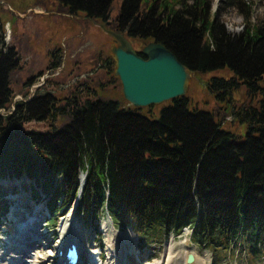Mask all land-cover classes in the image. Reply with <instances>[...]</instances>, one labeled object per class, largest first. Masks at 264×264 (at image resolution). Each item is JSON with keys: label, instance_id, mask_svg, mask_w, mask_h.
I'll list each match as a JSON object with an SVG mask.
<instances>
[{"label": "trees", "instance_id": "1", "mask_svg": "<svg viewBox=\"0 0 264 264\" xmlns=\"http://www.w3.org/2000/svg\"><path fill=\"white\" fill-rule=\"evenodd\" d=\"M115 0H59L72 16L108 24ZM146 9H142L144 2ZM237 9L244 30L231 33L222 15ZM114 31L165 45L193 73L229 68L234 76L211 78L207 88L220 102L233 103L247 88L248 101L233 103L231 116L248 127L244 141L221 128L213 114L191 110L179 98L159 118L120 101L36 95L17 102L11 74L19 53L0 26V180H26L31 199L43 203L55 225L59 214L77 211L87 220L107 213L116 226L139 237L182 235L214 252L245 246L251 258L264 256V27L253 22L252 2L221 0H123ZM58 60V56L55 55ZM111 60V62H109ZM111 79L115 60L109 56ZM60 62L53 63L56 69ZM121 85V84H120ZM125 103L127 101L123 100ZM5 112V113H4ZM67 122L41 132L32 121ZM82 174L86 182L82 194ZM16 189L0 187V224Z\"/></svg>", "mask_w": 264, "mask_h": 264}, {"label": "rangeland", "instance_id": "2", "mask_svg": "<svg viewBox=\"0 0 264 264\" xmlns=\"http://www.w3.org/2000/svg\"><path fill=\"white\" fill-rule=\"evenodd\" d=\"M210 1L213 3L214 10L221 4V0ZM248 1L252 2L253 22L264 27V0ZM122 2L123 0L113 2L110 23L105 24L90 20L83 14L70 15L61 6L59 0H0V26L5 27L7 44L14 47L20 57L19 68L11 74V87L15 95L12 109L17 102L29 100L35 95L47 92L54 94L61 104H64L66 98L75 95L81 97L82 100H85L89 95L95 99L92 93H96L98 98L120 101L122 106L127 108L129 104L123 101L121 85L111 79L109 74L111 65L106 63L107 58L112 56L111 48L116 44V41L102 28L104 26L106 30L114 31L112 23L120 13ZM146 7L147 2L145 1L142 9L144 10ZM221 19L231 33L242 32L246 25L243 16L237 9L227 10ZM128 41L135 50L140 49L138 40L128 39ZM55 55L58 56V60ZM56 60L60 62V66L55 70H50L49 67ZM233 76L234 73L229 68L193 73L186 98L189 100L191 110L196 109L213 114L214 120L220 124L223 130L233 133L239 141H244L247 137L248 127L235 121L231 112L233 103L240 105L248 101L247 88L242 86L235 90L232 96L233 103H228L218 101L206 84L211 78L229 79ZM261 84L264 85V82ZM173 102L169 101L161 105L142 108L138 113L156 119L159 118L163 108L173 105ZM66 122L67 118H61L54 123L51 120L48 122L32 121L25 123L24 129L47 132L52 130L51 125L61 128ZM17 184L21 185L18 186L21 188L19 190L21 192L15 195L13 200H16L17 203L21 201L27 209L22 208L19 204L14 205L10 214L2 220L0 224V261L11 244L10 237L14 229L13 226L19 224L15 223L17 220L20 221V213H16L17 211H22L26 215V219L21 221L23 222L22 226L35 216L40 220L42 227H45L42 229L43 231L40 229L39 232H36L41 244L45 243L41 233L47 235L55 233L57 246L62 242L61 224L63 220L70 214H74L78 225L75 229L77 234L90 236V253L94 256H98L100 252L104 253L103 261L97 257L99 264L110 260L108 245L110 230H107L106 224L108 229L112 226L120 231L131 229L126 226H116L107 213L96 215L87 221L77 211V206L59 214L55 225H53L50 222L52 216L47 212L45 205L32 201L29 191L26 190L27 194L22 192L24 184L30 187L28 181L0 180V187H5V189H12ZM36 211H39L37 215H35ZM132 232L138 238L136 254L142 259L144 258V261L139 258L138 264H155L158 260L163 259L166 245L171 238H174L178 243L176 253L181 256L195 254L199 260L206 259L207 264H264V256L251 258L246 247L242 245L221 249L218 252L200 246L192 241V230L190 229H186L179 236L171 234L149 238L139 237L133 230ZM121 241V253L123 258H126L125 263L132 264V254L125 257V254L130 251V244L124 239ZM182 241H185L184 247L180 244ZM16 244L22 245L21 247L29 253L13 252L9 260L17 259L21 264H32L37 249H29V244L25 241ZM98 245H100L99 248H96ZM48 252L55 257V262L52 264H59L58 249ZM88 263L84 261L82 264ZM4 264L6 263L4 262Z\"/></svg>", "mask_w": 264, "mask_h": 264}, {"label": "water", "instance_id": "3", "mask_svg": "<svg viewBox=\"0 0 264 264\" xmlns=\"http://www.w3.org/2000/svg\"><path fill=\"white\" fill-rule=\"evenodd\" d=\"M102 28L116 41L111 48L114 76L120 81L122 97L130 106L146 108L186 97L193 72L165 45L150 42L142 49L144 58L124 34ZM81 181L80 195L86 182L85 174ZM194 261V255L190 254L187 262L193 264Z\"/></svg>", "mask_w": 264, "mask_h": 264}, {"label": "bare ground", "instance_id": "4", "mask_svg": "<svg viewBox=\"0 0 264 264\" xmlns=\"http://www.w3.org/2000/svg\"><path fill=\"white\" fill-rule=\"evenodd\" d=\"M39 211L35 213V215L38 214ZM16 213L19 214L20 221H15L17 226H13L12 235L10 237V246L8 247L7 251L2 255V259L0 261V264H21L20 260H9L10 257H12L13 252L17 253H23L25 254V251L21 246L17 245V242L25 241L29 244L30 248H36L37 253L36 257L33 259L32 264H52L55 262V257H53L48 251L49 250H57L58 247H68L71 244L75 243L78 244L81 249V262H89L92 264H99V258H102L104 253L98 254V256H94V254L90 253L89 249L91 248L90 244V236L89 235H79L75 231V229L78 227L74 214H70L68 217H66L62 224V242L60 245L57 246L56 244V234L51 233L50 235L47 234H40L42 238L45 240L44 244H41L39 241V237L36 235V232H39L40 229H44L45 227H42L40 220L35 216L33 219L29 220L28 223L22 226L21 221H24L26 219V215L22 211H17ZM21 223V224H20ZM107 230H110V235H108V245H109V256L110 260L106 263L102 264H126V258H123L121 253V245L122 241L121 239H124L126 242L130 244V251H128L125 254V257L128 254H132V264H138V259L140 258L141 261H144V258L142 259L139 255L136 254L137 252V246H138V238L137 236L132 232L131 229L129 231H120L117 230L114 226L108 229V225L105 226ZM43 231V230H42ZM185 241L180 242L182 247H184ZM177 242L174 238H171L165 249V256L163 259L158 260L155 264H189L187 262L188 256L190 254H187L186 256H181L179 253H176V246ZM100 245H98L96 248H99ZM59 252V251H58ZM29 253V252H27ZM134 255V256H133ZM195 257V261L193 263H199V264H207L206 259L199 260L195 254H192ZM131 257V256H130ZM176 258V259H175ZM79 263V264H82Z\"/></svg>", "mask_w": 264, "mask_h": 264}, {"label": "flooded vegetation", "instance_id": "5", "mask_svg": "<svg viewBox=\"0 0 264 264\" xmlns=\"http://www.w3.org/2000/svg\"><path fill=\"white\" fill-rule=\"evenodd\" d=\"M55 62H58L57 60L56 61H54V62H52V64H51V66L49 67L50 68V70H55L54 68H52V66H53V63H55ZM57 69V68H56ZM36 96V95H35ZM35 96H33L31 99H29V100H23V101H21V102H26V101H30V100H32ZM56 97V96H55ZM73 97H77V95H75V96H73ZM66 99H68V98H66ZM67 101L65 100V102H64V104L66 103ZM63 104V105H64Z\"/></svg>", "mask_w": 264, "mask_h": 264}]
</instances>
